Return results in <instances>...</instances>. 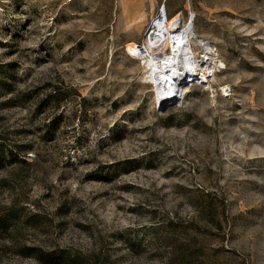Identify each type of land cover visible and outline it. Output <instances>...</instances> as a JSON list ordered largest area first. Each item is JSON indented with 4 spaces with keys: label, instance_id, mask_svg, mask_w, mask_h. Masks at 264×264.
Here are the masks:
<instances>
[{
    "label": "rangeland",
    "instance_id": "374dc122",
    "mask_svg": "<svg viewBox=\"0 0 264 264\" xmlns=\"http://www.w3.org/2000/svg\"><path fill=\"white\" fill-rule=\"evenodd\" d=\"M164 8L221 64L159 104ZM0 264H264V0H0Z\"/></svg>",
    "mask_w": 264,
    "mask_h": 264
},
{
    "label": "bare ground",
    "instance_id": "6f19581e",
    "mask_svg": "<svg viewBox=\"0 0 264 264\" xmlns=\"http://www.w3.org/2000/svg\"><path fill=\"white\" fill-rule=\"evenodd\" d=\"M129 8L130 6L126 11L129 14L132 11L134 18L129 23L134 21L142 23L146 18L142 8L135 7L133 10ZM187 24L183 27L181 20L176 17L169 19L164 8L162 16L156 20L152 33L145 41L141 45L130 42L126 46L128 54L144 64L148 81L156 87L159 104L183 99L189 92L191 83L197 82L209 86L210 79L221 64L216 57L218 54L216 55L211 46L203 41L199 46L205 50V56L202 60L198 59L197 49L194 47L197 41L192 38L195 34L194 25L189 22L190 25L187 27Z\"/></svg>",
    "mask_w": 264,
    "mask_h": 264
},
{
    "label": "trees",
    "instance_id": "16d2710c",
    "mask_svg": "<svg viewBox=\"0 0 264 264\" xmlns=\"http://www.w3.org/2000/svg\"><path fill=\"white\" fill-rule=\"evenodd\" d=\"M57 96H54V98H56Z\"/></svg>",
    "mask_w": 264,
    "mask_h": 264
},
{
    "label": "water",
    "instance_id": "95a60500",
    "mask_svg": "<svg viewBox=\"0 0 264 264\" xmlns=\"http://www.w3.org/2000/svg\"><path fill=\"white\" fill-rule=\"evenodd\" d=\"M142 48H143V47H142ZM164 102H166V101H164ZM164 102H163V103H164Z\"/></svg>",
    "mask_w": 264,
    "mask_h": 264
}]
</instances>
